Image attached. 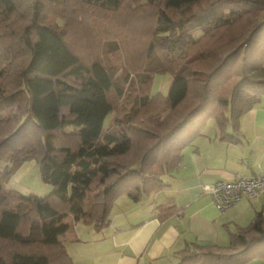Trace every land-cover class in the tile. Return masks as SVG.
<instances>
[{"label":"trees","instance_id":"obj_1","mask_svg":"<svg viewBox=\"0 0 264 264\" xmlns=\"http://www.w3.org/2000/svg\"><path fill=\"white\" fill-rule=\"evenodd\" d=\"M24 1L0 0V60L10 63L0 67V114L7 112L0 115V264H73L60 239L69 216L104 227L118 197L137 202L165 186L163 176L207 120L225 138L264 97V0H149L153 41L144 72L130 84L128 75L122 80L137 96L123 114L118 69L83 62L62 29L37 20L42 0H27L35 13L19 32L8 28ZM124 1L82 3L116 12ZM175 50L184 56L169 61L164 51ZM162 73L173 77L167 95L150 96L153 76ZM33 155L51 193L6 191L8 164ZM177 256V264H264V213L237 227L224 246L193 243Z\"/></svg>","mask_w":264,"mask_h":264},{"label":"crops","instance_id":"obj_2","mask_svg":"<svg viewBox=\"0 0 264 264\" xmlns=\"http://www.w3.org/2000/svg\"><path fill=\"white\" fill-rule=\"evenodd\" d=\"M225 138L213 119L182 151L177 167L163 176L164 187L137 202L118 197L102 228L66 219L60 237L73 264H177L189 244L224 246L237 227L264 213V196H243L218 212L203 185L264 173V97L244 113Z\"/></svg>","mask_w":264,"mask_h":264},{"label":"rangeland","instance_id":"obj_3","mask_svg":"<svg viewBox=\"0 0 264 264\" xmlns=\"http://www.w3.org/2000/svg\"><path fill=\"white\" fill-rule=\"evenodd\" d=\"M82 1L66 0L63 4L54 5L42 0L36 3L40 10L37 11V20L62 29L66 44L83 62L97 60L107 68L118 69L116 79L121 80L120 83L124 89L123 96L117 99L118 111L121 114L128 113L134 107L135 97H137L134 93L128 94V89L133 87L129 85L130 81H135L136 76L144 72V67H141L145 64L148 45L153 41V22L155 21L152 16L153 5L149 4V0H126L116 12H106L89 8ZM228 1L230 0L221 2ZM21 4L20 11L8 22V28L15 29V32H19L20 26L28 24L35 13V10L28 6L27 0ZM240 6L235 5V7ZM192 11L189 8L182 15L186 17ZM144 13L147 14L144 15ZM192 33L195 38L201 37L202 34L200 30H193ZM184 52L182 54L175 50L173 54H168L164 51V56H168L169 61H174L178 55L183 57ZM158 54L162 59L165 58L160 52ZM1 66L7 67L10 63L7 60H0ZM126 75H128L129 84L122 81ZM172 81L173 77L170 73L154 75L149 95L165 97ZM6 113L0 114L1 119ZM111 125L112 118L109 115L104 121V127L110 128ZM7 170L9 175L4 183L6 191H15L24 197L38 198L48 196L52 191L51 186L41 180L38 160L34 155L23 161L9 163ZM91 200L92 194H87L83 209H87ZM68 219L73 218L69 216Z\"/></svg>","mask_w":264,"mask_h":264},{"label":"built area","instance_id":"obj_4","mask_svg":"<svg viewBox=\"0 0 264 264\" xmlns=\"http://www.w3.org/2000/svg\"><path fill=\"white\" fill-rule=\"evenodd\" d=\"M201 192L209 195L215 209L223 213L232 208L243 196L249 199L264 196V173L251 178L203 185Z\"/></svg>","mask_w":264,"mask_h":264}]
</instances>
